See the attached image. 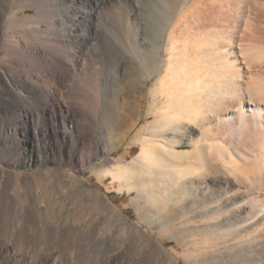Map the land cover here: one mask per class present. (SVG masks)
Instances as JSON below:
<instances>
[{
  "label": "bare ground",
  "instance_id": "6f19581e",
  "mask_svg": "<svg viewBox=\"0 0 264 264\" xmlns=\"http://www.w3.org/2000/svg\"><path fill=\"white\" fill-rule=\"evenodd\" d=\"M26 7L36 13L21 15ZM95 60L112 67L114 90L133 94L136 116L130 122L105 114L102 133L118 130L121 139L111 149L128 139L141 149L128 162L126 155L103 160L94 174L111 176L120 192H136L133 201L146 205L136 221L108 199L101 209L85 206L87 191L66 219L52 220L62 206L44 209L35 191V205L18 218L7 219L0 207V264H177L154 229L187 246L188 264H264V0H0V145L7 130L16 131V144L28 135L37 143L47 135L42 116L49 113L46 129L61 119L74 140L68 147L64 137L59 157L51 147L56 164L92 163L91 153L74 154L73 133L90 126L89 142L98 148L100 124L95 114L90 125L83 121L86 79L74 71ZM59 94L77 98H63L64 111ZM10 111L24 121V138L10 126ZM52 132L58 141V130ZM42 156L31 153L38 161ZM17 177L4 168L0 185L18 189ZM27 188L34 192L38 184ZM98 228L114 232L116 247L97 257L76 253V239Z\"/></svg>",
  "mask_w": 264,
  "mask_h": 264
},
{
  "label": "rangeland",
  "instance_id": "374dc122",
  "mask_svg": "<svg viewBox=\"0 0 264 264\" xmlns=\"http://www.w3.org/2000/svg\"><path fill=\"white\" fill-rule=\"evenodd\" d=\"M15 5H16V2H12L8 6L6 15H9V13L12 11V9L14 8ZM19 13H21V15H24V14L31 15V14L36 13V9H35V7H26V8H24V10H21ZM112 16H113V14H112ZM114 16L116 17L115 14H114ZM108 20L109 19L107 18L104 21L108 22ZM104 21H103V23H104ZM95 62L98 64H95L93 62L94 64H91L90 69L88 68L89 67L88 65H83V66H79V68H77V70L74 71L75 77L81 78V75L83 77L88 76L87 78L82 77L81 82H82V80L85 81V79H86V83L85 82L82 83L83 85H84V83L86 85V86H84L85 90L83 92L85 95L88 96L87 99L89 100V102H90V100L92 101L94 99L96 94H97L96 97L99 100V101H97L96 97H95L94 100H96V101L95 102L92 101L93 104H89V106L87 103L88 100L86 101L84 99L86 102L83 100V102L86 103V104L84 103L85 106L83 105V109H84V112H85V115L87 118V119L85 118L83 121L90 125L91 114H95L96 116H98L97 118L99 119L100 124H98L97 128H94V134L96 136V145L98 146L99 149L97 147L93 148L94 144L89 142V141H91V131L93 130L92 128H90L89 125L88 126L90 129L89 128L88 129H86V128L85 129L84 128L78 129V133H79V130L82 132L81 134L79 133L80 135L73 133V137L74 136L76 137V135H77L76 139L78 141V145H77L75 152H74L75 157L78 158L81 155H84V154L88 155L91 153L90 155L92 158H90V160L92 163L87 164V165L82 167V165L78 164L77 161L71 162V161L67 160L64 164L58 165V164H56L57 161L54 160L55 155H56V157L60 156L61 152H60V150H58V145H60V142H62L64 137H66V139L68 140V145H67L68 147H69V145H71V143L74 142V140H72V138H71V134H67L69 132V130H71V128L68 127L69 125L72 124L71 118H69L70 121L69 122L67 121L68 124H66V127H68V128L63 127V123L61 122V119H60L58 122V125H57L58 127L56 129H54L53 127H50L47 130L46 128L48 126H51L52 119H51V116L49 115V113L46 115H43L42 121L45 122L48 126L45 125L46 127L44 126V128H41V129H42V131H45V133H47V135H40L37 143L35 141L33 142L32 137L30 135H28L27 137H29V138H26V140H24V142L22 144H19V143L16 144L15 141H12V139H13L12 134L16 133V131L15 130H7L3 134V136H5V138L8 140V141L6 140L7 144L5 142H2V144L0 145V170H3L5 168L8 172L9 171L16 172V174L18 176L17 177L18 178V189L14 188L11 184H6V181H5V185H0V195H1L0 207H2L6 211L7 219L13 220L15 218H18L19 213L22 209L32 208L35 205V201H36L34 196H33V193H35V191H36V193H39L41 195V203H43L42 205H43L44 209H46L47 206L51 205V204L54 206L56 205V207L62 206V208H58V209H61V212L58 210V213L60 212L61 214L60 213L58 214L57 211H55V213L54 212L52 213V215H51L52 220L59 218L57 216H60V217L62 216V219H66V217L68 216L67 210L71 209L72 207H80V205H82V202H81L79 196L80 195L86 196V194H88L89 192H90L89 193L90 196H86L84 198L85 201H83L85 206L87 205V207L91 206L93 208L96 207V208L101 209L103 206H105L103 200L108 199L114 206H116L119 210H121L128 218H130L132 220H136V221L139 220V214H140L139 209L141 206L143 207L146 205V200L143 199L141 201V203L138 204V201L137 202H135L136 200L133 201V198L136 196V192H133L132 194L127 193V191L120 192L118 190V186L120 185V182L115 181L113 183L112 177L108 176V175H106V177L101 179V178H98L94 174L95 169H100L101 162L103 160L109 161V160L113 159L114 157L126 155L127 159L125 160V162H128L129 160H132L134 157H136L137 154L140 152V149H141L140 145L128 146L129 139L127 141H124L121 144H119L116 149H111L113 147V145L114 146L117 145V143L121 139V136L119 134H117L118 130L114 129V128H103L104 134L102 133V130H101L102 126H100V125H102L101 122H103L104 118L107 115H111V116L113 115L115 117L118 116L119 118L125 116V117H128L130 119V122L134 121L136 119V116H134L133 113L131 112V104H133L131 99L134 101V98H132L133 94L128 92L125 88L123 90L124 91L123 93H122V91L120 92V91L114 90L115 86L113 84H111V83H113V81L111 80V74H110L112 72V69H111L112 67L109 65H106V64H102L98 60L97 61L95 60ZM86 69H87V72H86ZM94 69H96V70H94ZM93 70H94V72L98 71L99 75L100 76L102 75L101 78L99 75L96 77L95 75H97L98 72H96L97 74H94ZM85 72H86V74L84 75ZM87 73L91 74V78H90V75H88ZM92 74H94V75H92ZM92 76L94 77V79L92 78ZM104 76H105V79H104ZM95 78L96 79L98 78V80L96 81ZM87 79H88V81H87ZM91 79H93V80H91ZM105 80H106V82H104ZM107 81H109L110 83ZM100 84H101V87L103 89L100 87ZM97 85H99V90L97 88L98 87ZM103 85H104V87H103ZM105 85H106V87H105ZM101 89L103 90V92L101 91ZM113 90H114V93H112ZM93 91H94V93L95 92H97V93L92 94ZM87 92H89V93L91 92L90 98L88 95L89 93H87ZM101 92L103 93V95ZM104 92L107 93V95H104L105 94ZM109 93H111V96H109ZM114 94H117V96H118L117 101L118 102L115 99V98H117V96ZM128 94L130 95L129 97H128ZM92 95H95V96H92ZM70 96L77 98L76 94L66 95L63 97L61 94L58 95V97L60 98L59 100L64 105L63 106L64 111H65V109H67V105H66L64 100L70 99ZM102 96H104L103 98L107 101H105V100L103 101V98L101 99ZM105 96H106V98H105ZM111 97L115 100H113ZM63 98H64V100H63ZM121 101H124V103ZM92 102H90V103H92ZM128 102H130V103H128ZM121 103H123V105H121L122 107L120 106ZM95 104H97L98 106ZM125 104L127 107L125 106ZM93 105H95V106L93 107ZM87 106L89 109H87ZM107 107H108V109H107ZM117 108H119V109H117ZM93 111H94V113H93ZM102 111H104V112H102ZM106 111L108 112V114L106 113ZM9 113L7 114V117H10V118H8L9 122H10V126L12 128L18 129V131H17L18 138H24L27 135L23 131L26 128L25 124H22V123H24V121H22V119L20 118V115H17V114L15 115V113H16L15 111H10ZM4 114H6V113H4ZM105 114H106V116H105ZM101 116H102V118H101ZM85 123H84V127L86 126ZM10 126H9V128H11ZM44 129H46V130H44ZM52 129L58 130V133L60 134V136L58 138L60 139V141H59V139L57 141L56 136L52 132L53 131ZM136 130H137V128L135 129V131ZM85 131H86V133H84ZM88 131H90V132H88ZM80 136H81V139L79 141L78 137L80 138ZM97 137H98V139H97ZM27 139H30V140H27ZM87 139H88V141H87ZM104 141H107V143ZM104 145H107V147ZM52 146H54V147L56 146V148H55L56 154L55 155H53L54 150L51 149ZM77 149H78V151H77ZM90 149H91V151H90ZM107 149H108V151H107ZM37 151H39L40 153L43 154L42 157L46 156V159H44L45 157L43 158L44 161L42 159L38 161L37 159L31 157V153H33V152L37 153ZM76 153H78V154H76ZM79 154H81V155H79ZM67 155H68V152L66 151V157H68ZM10 157H11L12 161L14 160V163H11V162L8 163V162H5L3 160V159H8V158L10 159ZM56 157H55V159L57 160ZM59 168L64 171V174L57 172L59 170ZM8 180L9 179H7V181ZM31 181H32V183L35 182L38 184V188H37V190L34 189V192H32L31 189L27 188L28 185L31 183ZM9 183H10V181H9ZM15 189H16V191H15ZM81 190L84 193H82ZM61 191H62V193H61ZM87 191H88V193H87ZM96 195L97 196L99 195V196L96 197ZM21 200H23V201H21ZM67 207H69V208H67ZM53 215H56V217H53ZM13 216H15V217H13ZM143 224H144V222H143ZM107 229L108 228H104V229L100 230L98 228L94 232V234L92 233L89 236L80 237V238L76 239L75 244H74V248H76V249H74L75 252L76 253L83 252V254L87 255L88 257H91V256L97 257V256L105 254L109 250L114 249L116 247L117 243L115 241L114 235L112 234L113 231L111 232L110 230H107ZM152 229H154V228H152ZM153 236L160 241H162L164 239L165 248L175 258L177 264H188L187 263L188 259L185 255V250H184L187 246H185V247L182 246V244L179 241H177V239H175V237L172 238V237L163 236L162 234L159 233V231L157 229L153 230ZM179 237L181 239L183 238L182 235H179Z\"/></svg>",
  "mask_w": 264,
  "mask_h": 264
},
{
  "label": "trees",
  "instance_id": "16d2710c",
  "mask_svg": "<svg viewBox=\"0 0 264 264\" xmlns=\"http://www.w3.org/2000/svg\"><path fill=\"white\" fill-rule=\"evenodd\" d=\"M135 149V148H134Z\"/></svg>",
  "mask_w": 264,
  "mask_h": 264
}]
</instances>
